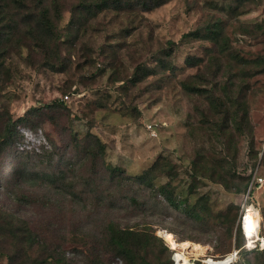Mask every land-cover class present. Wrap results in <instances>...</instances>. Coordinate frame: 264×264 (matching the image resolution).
Listing matches in <instances>:
<instances>
[{"label":"rangeland","instance_id":"rangeland-1","mask_svg":"<svg viewBox=\"0 0 264 264\" xmlns=\"http://www.w3.org/2000/svg\"><path fill=\"white\" fill-rule=\"evenodd\" d=\"M35 1L22 6L7 0L4 8L5 20L17 29L8 39L6 68L0 72V135L9 117L26 115L30 124L0 148V211L16 217L19 229L26 224L39 243L17 242L0 230V264H128L105 250L109 222L155 230L170 252L155 241L148 255L153 264L173 258L174 251L176 263L182 259L165 232L204 247L202 254L186 252L193 264L232 263L236 222L242 226L250 206L259 216L258 237L264 238L259 209L264 206V74L235 80L242 105L230 102V115L210 106V98L221 95L211 85L227 76L230 52L264 55V34L254 27L264 20V0L245 2L230 14L221 6L234 0H162L150 8L121 1L100 9L82 8L80 0H42L53 15V33L37 31ZM214 20L222 24L229 47L224 55L213 52L224 61L217 75L208 57L213 44L182 37ZM249 29L256 33L248 35ZM167 41L175 43L171 57L164 58L172 68L158 65ZM55 51L61 64L45 63L47 53ZM187 55L202 62L191 66ZM135 72L139 79L133 81ZM182 81L214 90L208 98L188 92ZM55 100L66 107H55ZM91 134L101 144L97 156L88 152L94 147ZM108 166L131 176L150 169L155 186L167 183L173 195L191 205L199 199L210 213L191 228L181 213L166 210L159 195L154 204L151 190L111 178ZM21 167L25 180L16 178ZM246 180L245 190L233 192ZM134 193L139 205L129 204ZM225 216H235L231 231ZM241 230L243 248L262 249L255 237L247 244Z\"/></svg>","mask_w":264,"mask_h":264},{"label":"trees","instance_id":"trees-1","mask_svg":"<svg viewBox=\"0 0 264 264\" xmlns=\"http://www.w3.org/2000/svg\"><path fill=\"white\" fill-rule=\"evenodd\" d=\"M2 1V2H1ZM4 1H6L4 3ZM15 3L24 5L25 0H13ZM35 1V0H34ZM102 1V3L100 2ZM123 3L125 5H129L130 3L134 4H142L146 5L147 8H150L162 0H80L79 5L82 8H90V7H95L100 9L102 5H105L106 3ZM152 1V2H151ZM252 0H234V2H228V4H223L222 10L225 11L226 13H234L238 9L242 8L244 3H248ZM254 1H262V0H254ZM55 4V3H54ZM5 6H8L7 0H0V72L4 70L6 67L5 65V59L7 55V48H8V39L12 35L13 32V27L17 29L16 25L12 23V20H5V11L4 8ZM54 9H55V5ZM57 8V7H56ZM37 10V11H36ZM35 11L37 16L34 19L37 31L42 32L44 30L45 32H51L53 33V28H52V22H53V15H51L50 9L42 4V0H36L34 5H33V10ZM59 13V12H56ZM15 25V26H14ZM255 30L259 33L261 32L264 34V20L261 22H258L254 25ZM42 29V30H41ZM254 29H249V31H245L248 35L251 36V31H254ZM223 26L220 22H217L216 20L211 21V22H206L204 25L197 27L195 30H192L190 32L184 33L182 37H195V38H203L205 41H209L210 43L213 44L214 49L208 50V57H209V64L213 63L215 64V71L214 74L217 75V65L218 67H221L222 64L224 65V61L222 57L217 58V55H215L213 52L217 53L219 52L220 54L224 55L226 53L227 49L229 48L227 46V37L223 34ZM256 33V32H255ZM168 47L162 51L163 55H161L157 58L158 59V65L164 66L165 65H170L169 67H173L174 64L168 63V61H165L164 58L165 56L171 57V51L174 49V42L172 41H167ZM230 52V50H229ZM228 52V53H229ZM51 55L47 53V57H45V63L48 64H53V65H60V59H59V51L55 52H49ZM228 63L226 64L227 66V76L221 81L217 82L214 81V84L211 85V87H214L217 85V89L221 91V95H217V97L212 96L210 98L211 104L210 106L212 108H215L216 111L219 113H224L223 115L226 117L230 115V102H232V105H236V107H240L242 105V102H239V97H240V85L236 87L235 80L237 81H242L244 78H249L252 77L256 74H264V55H259L255 56L254 58H246L243 57L237 53L232 54L231 52L227 55ZM199 62H202L201 58H194L192 56H186L185 57V62L189 65H195L198 64ZM47 64V65H48ZM45 66V64H44ZM234 67V70H232ZM219 69V68H218ZM232 70V72H230ZM149 70H145L144 68V73H147ZM142 72V71H141ZM154 73V71H152ZM203 77V76H202ZM131 78L136 80V72L131 76ZM139 78H137L138 80ZM244 82V81H243ZM201 84V83H199ZM199 84L196 85L195 82H187V81H182L181 86L187 90L188 92L195 93V94H200L204 96H208V94L213 91L212 88H206L205 86H198ZM208 89V90H207ZM232 89H235L236 92H233ZM227 102V103H226ZM235 103V104H234ZM49 106V104L47 105ZM55 107H62L65 108L66 105L63 103L62 100H55L54 102ZM205 115V114H204ZM30 124V120L26 115H22L16 119H11V117L8 118L4 133L0 135V148H4L9 142L12 140V138L15 137L17 134V130L19 127L27 126ZM89 144L90 142L94 143V147L92 149H88V152H91L92 155L97 156L98 150L101 148V144L99 142V139L92 134L90 135L89 139ZM88 144H86L87 146ZM90 147V146H88ZM92 147V146H91ZM93 151V153H92ZM262 156L264 159V148L262 150ZM264 162V161H263ZM17 166H19V163H17ZM24 167H21L18 170V175L16 178L19 179H27L25 176H22L25 171ZM108 173L111 178H116V177H121L130 180L132 183H136L137 185L143 186L146 189L151 190L154 193V198H153V203L155 204L154 200L156 199V195H159L165 203L166 210L168 212L170 211H178L179 213L182 214L184 217L183 221L184 222H191V228H194L193 225H198V221H204L205 216L209 215V210L206 207L205 202L201 200L195 201L193 205L188 201L187 198H179L176 197L175 195L172 194L171 189L167 185V183L155 186L154 185V179H153V173L152 170L147 169L141 174H135L133 176L127 175V174H122L123 171L121 169H118L117 167H112L108 166ZM33 174V172L29 171V174ZM122 175V176H121ZM29 178V177H28ZM118 178L117 183L121 182L120 179ZM60 179V178H59ZM57 181L54 177H51L50 181L53 183ZM225 183V182H224ZM227 184V183H225ZM248 185V180L245 181L244 184L237 185L233 189V192H240L242 189L245 190ZM228 186V185H227ZM251 190L248 192V195H250ZM138 199V194L134 193L129 196V204H135L139 205L137 202ZM251 203V202H250ZM141 205L145 206V202H141ZM260 212L264 216V206H260ZM15 219L16 217H13V215H9L5 211H0V230L1 234L4 237H14L17 242L20 241H27L29 243L35 242L39 243L36 241V235H34L33 231L28 228V226L21 225L20 229L19 227L15 226ZM225 221H227L229 228L228 231H231L235 224V216H225L223 218ZM105 250H112L114 254L118 257H121L126 261L128 264H153L152 261L149 260V253L152 252L154 249L153 245L155 241L159 242L164 249L169 251L168 245L163 239L159 236L156 235L155 230L153 231L151 228H148L146 226L140 227V228H133L132 226H124V227H119L113 222H109L106 224L105 228ZM242 237V230L240 226V222H236V245L235 247L237 248L236 250V256L235 259L233 260L232 263L228 264H264V250L259 249V248H254V249H246L243 248V242L244 238H241V242L238 241V237ZM184 240V239H180ZM165 242V243H164ZM41 243V242H40ZM44 243V242H43ZM43 245V244H40ZM175 250V249H174ZM170 252V251H169ZM253 252V253H252ZM175 251L173 252V258L171 255H169L165 262L162 261H157L156 264H175L174 263V256H175ZM231 253V252H230ZM230 253L226 254L224 257H221L219 259H224L226 258ZM253 254L252 259L249 258V254ZM4 252L0 249V256L3 255ZM47 257H50V255H47ZM239 257L240 260H239ZM57 260H59V257H56Z\"/></svg>","mask_w":264,"mask_h":264},{"label":"bare ground","instance_id":"bare-ground-1","mask_svg":"<svg viewBox=\"0 0 264 264\" xmlns=\"http://www.w3.org/2000/svg\"><path fill=\"white\" fill-rule=\"evenodd\" d=\"M258 226H259L258 214L255 211L253 212L249 211L243 218V222H242L243 232L246 234L247 240L249 242L251 238L254 237L257 238L259 236L257 230ZM163 235L167 239L171 248L180 250L182 259L179 264H187L188 262V257L186 256L187 251L189 252L190 250H192L195 251L196 253H201V254L204 252V247L199 243L191 242L189 240L178 241L175 239V236L171 232H165ZM232 256H234V253ZM229 261H231V259L228 258L225 259L226 263Z\"/></svg>","mask_w":264,"mask_h":264},{"label":"built area","instance_id":"built-area-1","mask_svg":"<svg viewBox=\"0 0 264 264\" xmlns=\"http://www.w3.org/2000/svg\"><path fill=\"white\" fill-rule=\"evenodd\" d=\"M64 97L67 98L68 96L65 95ZM250 208H251V210H250ZM252 209H253V210H252ZM249 211H250V212L255 211V210H254V207H253V206H250V207H248V208L245 209V212H244V214H243V216H242V222H243V218L245 217V215H246ZM241 227H242V226H241ZM258 239H259V240H258ZM255 240H258V241H259L258 244H259L260 248H263V247H264V238H259V237H257V238H254V241H255ZM254 241H251V242H254ZM246 243L249 244L248 240H246ZM252 245H253V246H251V247H254L256 244H252ZM246 247H247V248H250V246H247V245H246ZM233 253H234V256H236V251L233 252ZM234 259H235V258H234ZM234 259H233V260H234ZM233 260H232L231 262H233ZM174 263L177 264V263H176V260H174ZM188 264H193V262H191V261L188 260Z\"/></svg>","mask_w":264,"mask_h":264}]
</instances>
